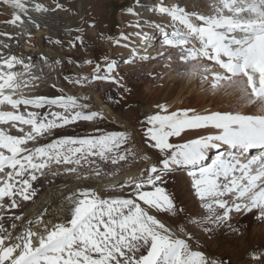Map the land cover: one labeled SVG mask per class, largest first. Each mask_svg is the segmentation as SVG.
<instances>
[{
  "label": "snow or ice",
  "instance_id": "snow-or-ice-1",
  "mask_svg": "<svg viewBox=\"0 0 264 264\" xmlns=\"http://www.w3.org/2000/svg\"><path fill=\"white\" fill-rule=\"evenodd\" d=\"M0 4L12 10L5 23L18 28L21 39L31 37V27L41 26L32 13L66 10L58 0L54 8L39 0ZM209 7L208 14L189 13L161 0L152 11L169 19L171 31L153 26L162 32L163 45L178 49L179 60L189 65L186 75L198 76L214 93L235 95L239 108L202 114L195 109L169 112L158 105L159 111L141 121L143 145L155 151V159L129 144L134 132L96 128V134H62L79 122H102L103 109L82 103L87 95L68 94L56 84L52 74L61 61L51 62L43 52L34 61L0 42V264H230L194 250L190 229L236 231L234 214L255 213L264 221V0H211ZM127 11L139 15L131 7ZM0 36L14 38L10 33ZM157 57L138 56L133 49L124 63ZM202 60L211 64L193 63ZM105 61L103 68L96 63L90 75L65 79L79 86L104 81L122 88L116 61ZM50 80L62 94H36ZM108 100L119 103L111 96ZM246 106L255 111L244 114L240 108ZM188 132L206 134L171 142ZM137 160L148 163L119 182L70 189L63 219H46L43 212L26 218L19 211L34 201L41 177L64 174L77 181H103ZM108 165L115 171L107 170ZM177 169L190 177L197 211L178 205L165 187L166 177ZM109 188L127 195H101ZM262 258L264 253L251 254L257 262Z\"/></svg>",
  "mask_w": 264,
  "mask_h": 264
},
{
  "label": "rangeland",
  "instance_id": "rangeland-1",
  "mask_svg": "<svg viewBox=\"0 0 264 264\" xmlns=\"http://www.w3.org/2000/svg\"><path fill=\"white\" fill-rule=\"evenodd\" d=\"M158 4L161 0H84L82 17L78 24L68 26L70 21L74 20L78 15L77 4L79 0H58L59 3L64 5V9H57L42 15L35 14L42 25L52 26L58 28L57 35L50 37L43 35L38 38L36 35L37 29L31 30V37L21 39L18 35V28L13 25L5 23L11 19V15H5L2 8H0V33H10L14 37L9 39L7 36H0V42H5L10 45V51L15 53L17 47H22L26 44L28 54L30 51L34 52L39 46L54 53L62 58V64L57 70V83L59 87L68 88L75 92L77 89H89L97 94L100 101L107 105L111 112H113L118 119L128 124L131 130L124 128L121 125L112 123L111 121L103 120L100 123L79 122L78 125L67 128L62 134L65 135H85L96 134L95 129L99 128L103 131H129L134 132L129 144L137 148H144L153 159L156 158L155 151L143 145V128L141 121L146 116L155 114L159 109L158 105H164L169 112L181 109H195L199 113H208L212 111H234L239 108L236 103L235 95H225L222 91L213 92L210 90L209 85L205 82L202 83L200 78L189 77L186 75V70L189 65L182 63L178 58V49H172L160 44L162 32L154 27L157 17H161L156 12H151L154 7L149 6L150 2ZM198 1L197 7L204 12H192L193 9H185L188 5ZM39 2L54 8L57 0H39ZM168 5L177 4L178 0H164ZM211 0H184V9L189 13L208 14L210 12ZM133 8L139 15L134 16L128 13V8ZM115 10V13H113ZM4 15V16H3ZM116 15H119L124 27L122 30L123 36L129 37L124 40L121 37L117 40V32L120 28ZM10 17V18H9ZM166 19V24L163 25L165 30L171 31L167 24L169 19ZM138 21L144 23L140 28L135 25ZM45 26H41L38 31H46ZM152 30L154 37H150V41L146 40L145 33ZM140 32V37L135 33ZM81 37L77 40L76 37ZM52 41L59 40L61 43L56 44L49 42L48 38ZM19 40V43H17ZM25 40L28 42L26 43ZM119 41V43H116ZM23 43V44H22ZM128 47H124V44ZM75 44V47L72 45ZM32 48V49H31ZM135 49L138 56H152L157 57L158 53H164L162 57L155 59L140 60L136 58L133 62L124 63L125 59L131 57L132 50ZM7 51V50H6ZM33 60H38L39 56L32 53ZM171 57V61L168 60ZM105 58L108 61L115 60L117 67L115 72L117 78L120 79L123 87H118L115 84L95 81L85 86L73 85L69 83L65 77L75 79L79 75L75 74L72 70L78 72L91 74L96 63L105 66ZM85 60L93 61L92 64H85ZM71 61V63L69 62ZM202 63L210 65L211 62L207 61H193V63ZM41 89V90H40ZM38 95L59 96L62 93L52 87L45 88L41 85ZM70 91V92H71ZM111 96L119 103H113L108 100ZM91 105V103H88ZM92 106V105H91ZM244 114H252L255 111L254 106H246L240 108ZM164 114V113H161ZM197 134H206L203 132H188L182 134V138H172L171 142L179 143L183 140L195 138ZM215 155V151L210 152L209 156ZM145 162L139 160L133 162L130 166L122 168L118 173L123 172L135 166H142ZM107 170L115 171L111 165L106 166ZM98 182L96 179L80 180ZM75 176L69 175H47L41 177L39 183L36 185L39 189L34 201L26 202L19 211L26 213V216L36 208L39 198L44 192L49 189L61 192L67 190L64 194L57 197L54 203L56 218L63 219L67 215V206L63 209L64 217L59 211V202L63 200L70 189L78 187H91L88 183H76ZM167 191L175 197L178 205L185 207L188 211H197L199 206L193 196L191 189V180L185 170H175L173 173L166 177ZM103 196H120L127 195V191L121 192L119 188H109L101 192ZM17 212V210H11ZM10 213H5V216ZM164 217V216H161ZM168 220L167 217H164ZM171 222V221H170ZM7 226L10 221L5 219ZM18 223V222H17ZM233 227L237 229L232 231L227 227L215 228L211 232L205 233L201 229H190L194 231L195 238L190 242L195 250H200L207 255L214 258L221 259L230 264H264V258L259 262L251 259L252 253H264V239L257 238L258 234L264 233V228L259 229L264 225V221L257 220L255 213L235 215L231 221ZM19 230V229H18ZM257 238V239H256Z\"/></svg>",
  "mask_w": 264,
  "mask_h": 264
},
{
  "label": "bare ground",
  "instance_id": "bare-ground-1",
  "mask_svg": "<svg viewBox=\"0 0 264 264\" xmlns=\"http://www.w3.org/2000/svg\"><path fill=\"white\" fill-rule=\"evenodd\" d=\"M83 2H84V0H79V2L77 4V12H78V15L76 16V18L74 20L70 21V23L68 24L69 27L70 26H73L75 24H78L77 21H80L81 20V17H82L81 8H83ZM177 4L180 7H184V0H178V3ZM155 5L156 4L153 3L152 1L149 3V6L155 7ZM197 5H198V1L195 2V3H193V4L188 5L185 9H187V10L193 9L192 12H194L195 10L197 12H201V13L204 12L203 9H202V6L200 8H198ZM0 8H2V11H3V13H5V15H11V11H12L11 9L7 8L6 6H3L2 4H0ZM151 12H153V11H149L148 14L151 13ZM113 13H115V10H113ZM32 15L34 16L35 14L32 13ZM34 17L38 20L37 16H34ZM116 20L118 21V24L120 26V28L118 29V32H117V36H116V38L118 40L121 37V34H122V30H123L124 25H123L121 19L119 18V15H116ZM38 22L40 23L41 26H45L47 28L46 31H40V30L38 31V29L36 30V35L35 36L38 38V41L40 40V37L43 36V35H49L50 37H55L57 35V31H59L58 28L52 27V26L42 25L39 20H38ZM154 24H159V25H162L163 26L164 24H166V19H164L162 17H157L156 18V22ZM167 27H169V24H167ZM32 29L34 30L36 28L35 27H31L30 28V31ZM19 31L20 30L18 29V32ZM145 36H146V40L147 41H150L149 39H150V37L151 38L154 37V33L152 34V30H150V31H147L145 33ZM160 40H161L160 41L161 42L160 44H163V36L161 37ZM28 49L29 48L27 47V45L26 44H23L22 47H17V49H15V53L16 54H23L25 57H27L28 56L27 55L28 54V52H27ZM41 52H43L46 56H48L49 57V60L51 62H55L57 60L61 61L60 64L55 65V72L52 74V79H54L55 82H56V84L58 85V83H57V81H58L57 80V70L60 68V65L62 64V58L59 57V56H57V55H55L54 53L48 51L47 49H44L42 46H39L34 52L30 51L29 53H31L30 54L31 56L33 55L32 53H35L36 55L39 56ZM104 62H106V61H104ZM101 66L103 68V65H101ZM72 71L75 74L79 75V76H81V75H90V74H85V73L78 72L75 69L72 70ZM50 84H51V80L49 81L48 84H42V85H44L45 88H47V87L49 88V87H51ZM65 90H66V92L68 94H72V95H76V96L87 95L90 98L87 99V100L82 101V103H87V104L88 103H91V105H92V107L94 109H103L104 115L106 117L105 120L111 121L112 123H116L117 125H121L124 128L131 130L130 126L128 124H126L125 122H123L122 120L118 119V117L113 112H111V109L107 105H105L104 103H102L100 101L98 95L95 94V93H93L91 90L85 89L83 91L81 89H77L75 92L71 91L68 88H66ZM36 94H38V93H36ZM140 148H142L141 145H140ZM142 149L144 151V148H142ZM147 163L148 162H145L141 167L140 166H138V167L135 166V167H132L130 169H127V170H125L123 172L117 173L114 177L106 178L103 181H98V182L83 181L81 183H88V184L91 185V187H97L100 183H110L112 181L119 182V181H121L127 175H131V174L138 173L141 169H143L147 165ZM79 182L80 181H77L76 183H79ZM81 183H79V184H81ZM55 191H57V190H54L52 192V189H49L46 192H44L43 195L41 196V198H39V200H40L39 206H37L36 208H34L30 212V214H28V216H26V218L33 217L37 213H40V212H43L44 213V216H45L46 219H54V218H56L57 216L55 214V208L53 207L54 206V203L57 200V197L58 196H61L62 194H64L67 190H63L59 194H56ZM161 219L167 220V219H165L163 217H161ZM19 223L20 222H18V225H19ZM169 223H171V222L169 221ZM263 228H264V225L262 227H259L260 230L263 229ZM257 238L260 239V240H263L264 239V233L258 234L257 235Z\"/></svg>",
  "mask_w": 264,
  "mask_h": 264
},
{
  "label": "crops",
  "instance_id": "crops-1",
  "mask_svg": "<svg viewBox=\"0 0 264 264\" xmlns=\"http://www.w3.org/2000/svg\"><path fill=\"white\" fill-rule=\"evenodd\" d=\"M106 179V178H105ZM56 192V194H59V192H57V191H55ZM43 195V194H42ZM41 198V197H40ZM39 202H40V200H38V203L36 204V206L35 207H37V206H39ZM67 206V200L64 198L63 200H61L60 202H59V211L57 212V213H59L60 211H61V214H62V216L64 217V214H63V209H64V207H66ZM164 218V217H163ZM166 219V218H165Z\"/></svg>",
  "mask_w": 264,
  "mask_h": 264
}]
</instances>
